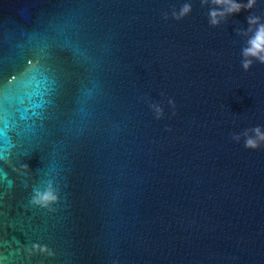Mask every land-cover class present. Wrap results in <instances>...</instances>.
Wrapping results in <instances>:
<instances>
[{"label":"water","instance_id":"95a60500","mask_svg":"<svg viewBox=\"0 0 264 264\" xmlns=\"http://www.w3.org/2000/svg\"><path fill=\"white\" fill-rule=\"evenodd\" d=\"M212 8L0 0V264H264V0Z\"/></svg>","mask_w":264,"mask_h":264},{"label":"clouds","instance_id":"9594fccd","mask_svg":"<svg viewBox=\"0 0 264 264\" xmlns=\"http://www.w3.org/2000/svg\"><path fill=\"white\" fill-rule=\"evenodd\" d=\"M213 5L212 10L210 11V22L213 25H217L219 23L218 18H222L226 15L238 14L243 10L251 9L255 0H248L247 6H242L240 3H237L236 0H211ZM217 6L223 7V11H218ZM191 11L189 5H185L181 16L188 14ZM249 25H258L252 37L248 41V47L244 49V56L246 60L243 64L245 70H247L251 66V59L255 58L259 62L264 63V24L259 23L258 18H249ZM257 139L248 138L245 142V147L249 150H257L260 147V143L258 141H264V134L261 133L260 128H255L253 130ZM37 203L42 201L53 200L55 197L49 192L44 195H40Z\"/></svg>","mask_w":264,"mask_h":264},{"label":"snow or ice","instance_id":"6c2138e0","mask_svg":"<svg viewBox=\"0 0 264 264\" xmlns=\"http://www.w3.org/2000/svg\"><path fill=\"white\" fill-rule=\"evenodd\" d=\"M3 129H4V125L3 123H0V131H2L3 133ZM4 141V136L2 135V138H0ZM3 154H0V158H2ZM4 179V174H3V171L0 170V181H2Z\"/></svg>","mask_w":264,"mask_h":264}]
</instances>
